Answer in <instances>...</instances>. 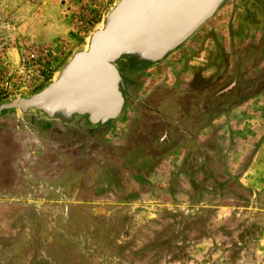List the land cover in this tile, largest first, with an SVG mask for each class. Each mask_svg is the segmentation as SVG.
I'll list each match as a JSON object with an SVG mask.
<instances>
[{"label": "rangeland", "instance_id": "1", "mask_svg": "<svg viewBox=\"0 0 264 264\" xmlns=\"http://www.w3.org/2000/svg\"><path fill=\"white\" fill-rule=\"evenodd\" d=\"M118 1L0 0L3 73L18 81L32 50L57 56L50 81L13 98L53 82ZM263 72L264 0H231L140 76L135 100L102 143L76 148L44 122L2 135L13 144L1 141L0 171H21L12 188L7 172L0 182L12 189L0 197V264H264ZM233 78L255 90L212 121L186 120L172 153L149 158L150 139L133 138L139 101L171 94L163 112L180 119L192 105L188 94L200 99ZM131 141L137 146L128 150Z\"/></svg>", "mask_w": 264, "mask_h": 264}, {"label": "water", "instance_id": "2", "mask_svg": "<svg viewBox=\"0 0 264 264\" xmlns=\"http://www.w3.org/2000/svg\"><path fill=\"white\" fill-rule=\"evenodd\" d=\"M231 0H119L88 48L30 97L0 104V130L55 124L97 134L115 124L129 101L126 74H143L183 48ZM264 73V72H263Z\"/></svg>", "mask_w": 264, "mask_h": 264}, {"label": "flooded vegetation", "instance_id": "3", "mask_svg": "<svg viewBox=\"0 0 264 264\" xmlns=\"http://www.w3.org/2000/svg\"><path fill=\"white\" fill-rule=\"evenodd\" d=\"M237 73L238 72L236 71L235 74ZM142 75L143 74L134 73L126 74V79L129 80L130 84V96L128 101L129 104L131 101L135 100L133 99L135 96L134 91L132 89H134L136 86L137 88L139 87L138 84H136L135 82L138 83L140 76ZM238 79L236 80V82H233V78L231 80L232 83L225 84L223 88L219 90L217 89L207 94H204V96H200V99H198L199 96L197 97L194 96V94H188L190 96H188L187 99L191 101L192 105L189 107L190 109L188 111L186 109L185 114H187V116L183 114L180 119H173L171 116H168L167 114H165V112H163V106L166 105V103H169L166 99L174 100L171 94L167 97L154 101H139V107L134 108H138L141 118L143 120H141L142 122H140L133 138L137 139L138 136L141 135L147 137L148 140L150 139V142L147 145L148 148H146L151 150V153H149V158L158 159V157L160 156H165L167 154L172 153L175 147L179 144L178 134L187 133L186 129L182 128L186 120L187 122L191 121L194 119V115H197L198 117H200V121H212L215 116L229 112L231 111V109L234 108L235 105L239 104L240 102L246 101V97L249 96V94L255 90V86L249 89L248 82H244V80L242 79H240L241 82H239ZM251 85L252 84H250V86ZM176 101L177 100H175V102ZM199 119L197 120L199 121ZM38 125L40 126L41 123H36L35 127L39 128ZM18 127L19 126H17L15 123H11L2 128L0 130V144L1 141H3V145L6 147L12 145L13 142L7 144V137H5V141L2 140V135H11L10 133H13V131L18 129ZM57 129V126L52 125L50 131L51 133L58 132L55 131ZM58 133V138L62 139L63 141L68 140L69 136L73 137V141L75 139L73 143L74 146L80 149L81 146L85 148L84 146L92 147L94 145L102 143L101 141L103 140L106 134V130H103L97 134H90L83 133L78 129L68 128L66 129V131H64V133ZM133 141L128 144V150H133L134 147L137 146L133 144ZM141 146L142 144H139V147Z\"/></svg>", "mask_w": 264, "mask_h": 264}, {"label": "built area", "instance_id": "4", "mask_svg": "<svg viewBox=\"0 0 264 264\" xmlns=\"http://www.w3.org/2000/svg\"><path fill=\"white\" fill-rule=\"evenodd\" d=\"M52 54L50 48L26 53L19 62L18 74L21 77L16 82L13 71L3 73L0 68V102L32 92L50 81L56 73L57 60V56ZM3 65L9 69L7 63Z\"/></svg>", "mask_w": 264, "mask_h": 264}, {"label": "crops", "instance_id": "5", "mask_svg": "<svg viewBox=\"0 0 264 264\" xmlns=\"http://www.w3.org/2000/svg\"><path fill=\"white\" fill-rule=\"evenodd\" d=\"M125 115H126V112H124L122 118H123ZM133 120H134V118L131 119V121L129 122V124H130ZM119 124L123 125L122 122L119 123ZM126 126H128V124H127ZM137 129H138V128H137ZM126 130L129 131V127H127ZM17 171H18V169H16L15 164L12 166V168L10 167V170H7V171H6V172L8 173L6 176L9 177V178H11V179H9V180H10V185H9L10 188H12V187H11V183H14V182H15V175H16ZM20 171H21V170H20ZM20 171H18V173H19ZM6 172H1V171H0V182H2V181H1L2 179H5V177H6V176H5V173H6ZM28 177H29V180L31 181V178H32L33 176H32V174H30ZM11 181H12V182H11ZM7 192H8V193H9V192H12V189H11V190H10V189H3V190L0 189V197H1V196H4V195H2V194H7ZM13 192H14V191H13Z\"/></svg>", "mask_w": 264, "mask_h": 264}, {"label": "trees", "instance_id": "6", "mask_svg": "<svg viewBox=\"0 0 264 264\" xmlns=\"http://www.w3.org/2000/svg\"><path fill=\"white\" fill-rule=\"evenodd\" d=\"M45 123V125H48V126H50L51 125V123H49V122H44Z\"/></svg>", "mask_w": 264, "mask_h": 264}, {"label": "bare ground", "instance_id": "7", "mask_svg": "<svg viewBox=\"0 0 264 264\" xmlns=\"http://www.w3.org/2000/svg\"><path fill=\"white\" fill-rule=\"evenodd\" d=\"M99 30H102V28H101V29H99Z\"/></svg>", "mask_w": 264, "mask_h": 264}]
</instances>
